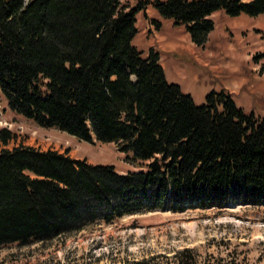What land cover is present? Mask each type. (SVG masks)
Segmentation results:
<instances>
[{"label":"trees","instance_id":"trees-1","mask_svg":"<svg viewBox=\"0 0 264 264\" xmlns=\"http://www.w3.org/2000/svg\"><path fill=\"white\" fill-rule=\"evenodd\" d=\"M149 5L198 47L217 11L264 15V0H0V91L9 109L147 164L121 174L68 153L0 149V249L145 211L264 207V119L225 90L197 105L169 83L159 54L133 45L137 14ZM14 138L0 128L4 145ZM191 254H176L178 264H195Z\"/></svg>","mask_w":264,"mask_h":264},{"label":"rangeland","instance_id":"rangeland-1","mask_svg":"<svg viewBox=\"0 0 264 264\" xmlns=\"http://www.w3.org/2000/svg\"><path fill=\"white\" fill-rule=\"evenodd\" d=\"M124 2L131 6L137 4V0ZM218 13L221 12L211 16L215 28L208 45V50L219 57L214 65L242 66L247 72L241 76L256 75L261 80L257 85L262 83L264 87V15L230 17L224 12ZM221 24L230 29L221 28ZM229 46L237 51L232 55L234 63L227 50ZM179 60L187 69L186 76L173 68L170 57L160 63L176 82H184L188 76L196 101L203 103L208 89L217 81L212 77L203 81L192 58L184 56ZM252 85L251 80L247 87ZM241 99L239 103L246 111H253L264 119V94L252 96L243 92ZM0 128L15 135L7 146L0 141V149L38 146L37 150L72 153L94 165L113 166L121 174L147 170L146 163L133 160L132 154L121 153L113 143L80 142L58 130L39 127L33 120L12 112L1 91ZM186 249L192 250L195 264H264V207L231 204L223 210L145 211L116 218L110 224L89 225L48 243L4 247L0 249V264H133L142 260H149L151 264H178L176 254ZM187 255L181 258L186 259Z\"/></svg>","mask_w":264,"mask_h":264},{"label":"crops","instance_id":"crops-1","mask_svg":"<svg viewBox=\"0 0 264 264\" xmlns=\"http://www.w3.org/2000/svg\"><path fill=\"white\" fill-rule=\"evenodd\" d=\"M217 12H221L218 14H222V12L224 11H217ZM154 21H158L162 24L160 29L156 28ZM223 26H225L226 29L228 28L230 29V27L227 26L226 24L223 25L221 24V28ZM137 29H138V33L133 40V45L145 56L149 54L151 50H153L154 52L159 54L160 62L168 60L170 57L172 60L171 65L173 66V68H175L178 72H180L181 75H183L182 74L183 72L185 76L187 74V69L182 67L179 59L182 60L184 56L192 58L194 65L196 66L195 68L198 70V72L196 71L197 75L202 76L204 78L203 81L208 77H212L214 81H217L214 84V86H211L210 89H208L205 96H207L212 91L220 92L222 90H225L232 96V98L235 100L238 106L241 107L246 114L253 113V111H246L245 108L241 105V103H239V100L240 101L242 100L241 95L243 94V92L245 94H250L252 96H256L257 93L264 94V87H262V83H260L259 86L257 85V82L261 80H259L258 76L256 75L251 76V78L241 76L243 72H247V71L243 70L242 66L239 67V65L234 63V59L232 55L237 51L233 50L231 46H229L227 50L231 54L230 59L233 61L234 64L233 65L229 64L227 66H223L222 68H220L217 65H214V62L215 63L218 62L219 57L215 55L212 52V50H208V45H210L211 43L210 40L205 47H198L192 42L190 35L188 34L184 26H175L173 20L162 19L159 13L151 5H149L147 9H145L144 11H141L137 14ZM172 55H175L177 57H173ZM247 61L245 62V64L247 63ZM163 68L165 72V77L169 83L179 85L185 94L191 95L193 97L197 105H202L205 103L206 97L204 98L203 103H198L196 101L195 95L193 94L191 88V85H193V83L192 81L188 82L189 80L188 76L187 79L184 80V82L179 83L174 81L173 79H170L165 67ZM251 80L254 82V85H252L251 87H247V85L251 82ZM45 129L58 130L57 128L54 127L45 128ZM58 131L61 132L60 130ZM61 133L66 135V137L67 136L70 137L69 135L65 134V132H61ZM70 138L73 139L74 137L71 136ZM78 141L84 142L81 140ZM28 147L39 149L38 146L37 147L28 146ZM40 150L48 151L44 149H40ZM57 152L61 154H65L60 151ZM68 155L75 160H86L81 157L72 156V153H68ZM87 162L89 161L87 160Z\"/></svg>","mask_w":264,"mask_h":264},{"label":"bare ground","instance_id":"bare-ground-1","mask_svg":"<svg viewBox=\"0 0 264 264\" xmlns=\"http://www.w3.org/2000/svg\"><path fill=\"white\" fill-rule=\"evenodd\" d=\"M59 130V129H58Z\"/></svg>","mask_w":264,"mask_h":264}]
</instances>
